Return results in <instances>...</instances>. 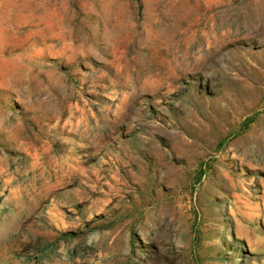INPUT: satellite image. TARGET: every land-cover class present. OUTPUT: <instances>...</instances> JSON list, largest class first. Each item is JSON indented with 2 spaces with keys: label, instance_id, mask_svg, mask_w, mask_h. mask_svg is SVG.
<instances>
[{
  "label": "rangeland",
  "instance_id": "obj_1",
  "mask_svg": "<svg viewBox=\"0 0 264 264\" xmlns=\"http://www.w3.org/2000/svg\"><path fill=\"white\" fill-rule=\"evenodd\" d=\"M0 264H264V0H0Z\"/></svg>",
  "mask_w": 264,
  "mask_h": 264
}]
</instances>
